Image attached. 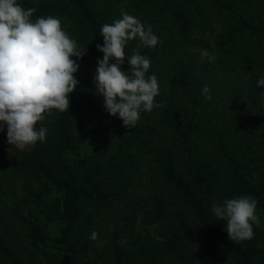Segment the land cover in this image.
<instances>
[{
	"label": "trees",
	"instance_id": "obj_1",
	"mask_svg": "<svg viewBox=\"0 0 264 264\" xmlns=\"http://www.w3.org/2000/svg\"><path fill=\"white\" fill-rule=\"evenodd\" d=\"M17 2L36 9L33 21L54 16L66 23L94 74L76 73L69 111L53 110L46 139L24 151L12 147L3 163L21 192L5 201L38 260L16 256L0 231V264H202L204 247L222 264H264V88L257 86L264 0ZM121 13L159 38L140 54L151 61L147 75L157 77L155 100L165 105L141 112L129 129L106 112L93 83L103 58L100 29ZM138 43L129 42L126 57ZM121 70H129L127 60ZM135 185L139 193L131 195ZM244 195L257 200L260 225L251 240L232 242L211 207ZM120 202L130 208L128 230L111 226L97 246L90 239L95 219ZM135 213L152 234H133Z\"/></svg>",
	"mask_w": 264,
	"mask_h": 264
},
{
	"label": "clouds",
	"instance_id": "obj_2",
	"mask_svg": "<svg viewBox=\"0 0 264 264\" xmlns=\"http://www.w3.org/2000/svg\"><path fill=\"white\" fill-rule=\"evenodd\" d=\"M35 8H23L17 0H0V132L7 127V143L19 151L46 139L47 128L39 125L53 110L69 111L70 100L77 85V60L85 50L63 30L54 16L31 19ZM103 53L97 59L93 83L96 95L102 97L103 107L118 116L126 128H134L141 112L150 113L164 107L155 98L160 94L155 75H147L151 61L140 54V48L154 49L159 38L135 17L121 13V18L105 23L100 29ZM138 41L131 56L126 57L129 42ZM202 57L212 62L214 57L204 50ZM127 60L129 70L122 71ZM257 86L264 88V75ZM209 88L202 95L211 101ZM264 99V93L261 94ZM257 200L252 196H238L222 203H213L211 211L217 221H226L225 231L232 242H243L254 237L253 225L259 226ZM98 234L92 232L95 241ZM126 243V241H120Z\"/></svg>",
	"mask_w": 264,
	"mask_h": 264
},
{
	"label": "rangeland",
	"instance_id": "obj_3",
	"mask_svg": "<svg viewBox=\"0 0 264 264\" xmlns=\"http://www.w3.org/2000/svg\"><path fill=\"white\" fill-rule=\"evenodd\" d=\"M61 25L63 30L66 32L67 24L61 21ZM73 60H76V62L79 64L77 74H79L82 78H85L86 76H92V74H94V69H92L91 65L86 63L85 60H77L75 57ZM50 117L51 116L46 115L45 119L40 122L39 125H36L37 130L39 126L47 128V121L50 119ZM13 156L14 151L12 150V146L7 143V127L5 125L4 131L0 132V231L4 240L9 244L12 252L16 256L23 258L26 262L35 263L38 258L31 256L28 251L29 245L23 236L24 229L16 219L11 207L5 201V197L10 196L13 199H17L21 195L18 185L19 180L16 173H14L11 168L3 165L5 160H8ZM135 193H139L136 185L131 190L130 194L132 195ZM128 199L130 205L133 204V199L130 197ZM129 214L130 208L127 204L121 202L113 204L110 208L103 210L101 212L100 218H96L94 221L93 232L98 234L97 239L95 240L96 245L99 246L105 241L111 226L122 227L125 225L124 228L128 230L127 228L129 225L124 216L127 215L129 217ZM134 216L135 225L133 230L131 229L133 234L139 232L145 235L152 234L154 232L152 225L141 223L140 216L137 213H135ZM205 248L206 247L201 250L198 261H201L202 264H222L219 256L216 253L207 251ZM7 264L9 263L7 262Z\"/></svg>",
	"mask_w": 264,
	"mask_h": 264
}]
</instances>
